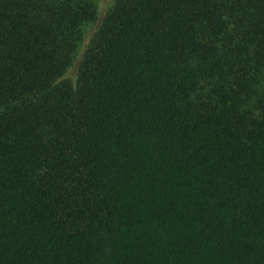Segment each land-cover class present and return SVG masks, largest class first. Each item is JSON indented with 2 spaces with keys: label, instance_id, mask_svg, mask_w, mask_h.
<instances>
[{
  "label": "trees",
  "instance_id": "16d2710c",
  "mask_svg": "<svg viewBox=\"0 0 264 264\" xmlns=\"http://www.w3.org/2000/svg\"><path fill=\"white\" fill-rule=\"evenodd\" d=\"M98 20L0 0V264H264V0Z\"/></svg>",
  "mask_w": 264,
  "mask_h": 264
},
{
  "label": "rangeland",
  "instance_id": "374dc122",
  "mask_svg": "<svg viewBox=\"0 0 264 264\" xmlns=\"http://www.w3.org/2000/svg\"><path fill=\"white\" fill-rule=\"evenodd\" d=\"M96 4H97V10H98V16H99V20L96 23H93L89 26H87L86 28V34H85V38L84 41L81 45V51L78 55V58L81 55L82 50L84 49V47L87 45L88 40L90 39L93 31L97 28V26L99 25L100 19L105 15V13L107 12V10L111 7V5L113 4L114 0H95ZM75 66H73L72 68L69 69L68 71V75L70 77L74 76L75 73Z\"/></svg>",
  "mask_w": 264,
  "mask_h": 264
}]
</instances>
